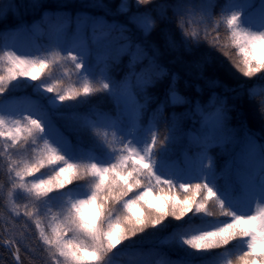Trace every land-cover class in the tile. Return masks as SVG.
I'll return each mask as SVG.
<instances>
[{"label": "snow or ice", "instance_id": "obj_1", "mask_svg": "<svg viewBox=\"0 0 264 264\" xmlns=\"http://www.w3.org/2000/svg\"><path fill=\"white\" fill-rule=\"evenodd\" d=\"M58 7L0 2V24L11 21L0 28L8 264H113L120 253L145 264L159 254L146 250L148 237L186 217L159 241L176 258L156 264H220L184 246L223 248V264H264V91L257 99L255 87L264 83V0ZM57 68L67 71L57 77ZM63 77L66 88L53 82ZM22 87L44 103L21 107L11 93Z\"/></svg>", "mask_w": 264, "mask_h": 264}, {"label": "trees", "instance_id": "obj_2", "mask_svg": "<svg viewBox=\"0 0 264 264\" xmlns=\"http://www.w3.org/2000/svg\"><path fill=\"white\" fill-rule=\"evenodd\" d=\"M0 2L2 3H8V0H0ZM41 2L45 5V9L47 11H57L60 10L58 6L60 5H68L67 8L63 9L65 11H72L73 14L75 13V11L79 10V5L83 2V0H41ZM103 2L105 4H109L112 7H115L117 4L120 3V0H103ZM131 2V0H130ZM90 12V14L95 15V16H103L104 12L103 10L100 9H89L88 10ZM29 19H31V16L28 17ZM109 22H112V17H107ZM120 20H122L123 18H118ZM11 21H6L5 24H0V28H3L6 26V24H10ZM28 47V46H26ZM219 55V54H217ZM221 59H223V57H221ZM123 60V64L122 67L127 65L128 62V58L124 57L122 58ZM0 69H2V66H0ZM67 69L66 68H57L56 71V76L57 77H61L62 74L64 72H66ZM48 78V73L47 71L42 75V79H47ZM27 84H36L39 83V81H24ZM54 83H57L59 85V87L62 88H66L68 86V78L67 77H63L62 79H58L53 81ZM73 87H77L79 85H72ZM256 89H257V99H259V93L261 91H264V83H257L255 85ZM5 95H8L7 93ZM47 95H53V94H47ZM205 95L204 92H200L197 93V96H203ZM11 96L15 99H22V98H27L28 96H33L35 97L38 101H40L41 103H44L43 100H41V98L39 96H37L34 93V90L31 87H22V88H18L17 90H15L13 93H11ZM81 100H83V98H81ZM93 102H95V98H93ZM66 104H71L73 105L74 109L80 113H88L91 105L90 104H83L82 106L77 107V102L76 101H68L65 102ZM100 107L102 108H107L108 105L103 104L100 105ZM249 127L252 129V131L254 132H259L261 130V123L260 121L255 118L252 117L249 121ZM43 171V170H42ZM24 211L23 207L20 208V212L22 213ZM191 216V214H189ZM27 219V218H25ZM37 219H41L43 220V224L45 222L46 219H44L43 217H37ZM188 218H185V221H187ZM9 221V209L4 207L2 204H0V226H4L6 222ZM185 221H181V222H176L174 220L169 222V225L167 228L165 229H161L159 231L154 232L151 236L148 237L147 241H146V250L150 249V248H155L158 250V255H147L144 259H145V264H156V261L158 259L161 258V255L167 256V258L170 259H175V252H174V248L172 245H168V244H164L161 245L159 243L160 240H163L165 237H167L168 235H170V233L172 231H174L175 229V225L178 223H185ZM30 225V229L29 232H34L35 231V224L32 221L28 222ZM198 223V222H197ZM29 243H34V241H29ZM189 252H193L197 257L203 256L205 260L208 261H213V260H218L220 261V264H223V259L221 258V256L217 255V254H222L224 253V249H217V250H213L212 252H208V253H200V252H196L193 249H188L187 246H184ZM23 255V253H22ZM0 264H8L9 261V256L8 253L6 251H4L3 249H0ZM25 259L27 260V257H25ZM228 259H231V257H228ZM113 264H129V257L127 255V253H120L118 254L116 257H114V261ZM197 264H200L199 261H197Z\"/></svg>", "mask_w": 264, "mask_h": 264}, {"label": "rangeland", "instance_id": "obj_3", "mask_svg": "<svg viewBox=\"0 0 264 264\" xmlns=\"http://www.w3.org/2000/svg\"><path fill=\"white\" fill-rule=\"evenodd\" d=\"M31 100H32V99H31ZM22 105H23V107L25 106L24 103H22ZM45 223H46V224H45V227H47V226L51 223L50 219H47Z\"/></svg>", "mask_w": 264, "mask_h": 264}]
</instances>
